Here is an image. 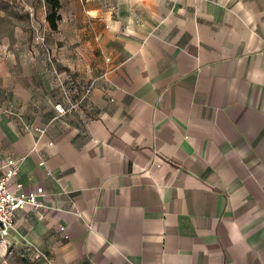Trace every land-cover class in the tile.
Segmentation results:
<instances>
[{"label": "crops", "instance_id": "obj_1", "mask_svg": "<svg viewBox=\"0 0 264 264\" xmlns=\"http://www.w3.org/2000/svg\"><path fill=\"white\" fill-rule=\"evenodd\" d=\"M2 1L0 165L52 208L16 211L3 246L264 264V0H59L55 29L43 0Z\"/></svg>", "mask_w": 264, "mask_h": 264}, {"label": "built area", "instance_id": "obj_2", "mask_svg": "<svg viewBox=\"0 0 264 264\" xmlns=\"http://www.w3.org/2000/svg\"><path fill=\"white\" fill-rule=\"evenodd\" d=\"M37 39H41L37 38ZM67 82L74 87L75 82L66 76ZM91 84L88 83L83 87L80 99L88 92ZM71 103L70 107H74ZM58 114H63L65 109L61 103L53 105ZM41 164V163H39ZM18 172V160L6 158L0 165V242L6 244V238L14 228L15 213L18 210L29 208L40 213L52 209L45 203V194L40 186L26 189L23 182L15 181ZM49 175V171L45 172ZM62 230V227H59ZM38 254L35 255L37 257Z\"/></svg>", "mask_w": 264, "mask_h": 264}, {"label": "rangeland", "instance_id": "obj_3", "mask_svg": "<svg viewBox=\"0 0 264 264\" xmlns=\"http://www.w3.org/2000/svg\"><path fill=\"white\" fill-rule=\"evenodd\" d=\"M0 2H3L2 0ZM26 258V257H25ZM21 258L10 252L7 247L0 242V264H39V262L30 258Z\"/></svg>", "mask_w": 264, "mask_h": 264}, {"label": "trees", "instance_id": "obj_4", "mask_svg": "<svg viewBox=\"0 0 264 264\" xmlns=\"http://www.w3.org/2000/svg\"><path fill=\"white\" fill-rule=\"evenodd\" d=\"M43 2L46 5L45 20L50 29H55L57 20L59 19L57 13L59 0H43Z\"/></svg>", "mask_w": 264, "mask_h": 264}]
</instances>
